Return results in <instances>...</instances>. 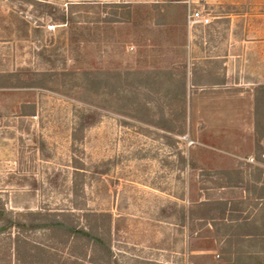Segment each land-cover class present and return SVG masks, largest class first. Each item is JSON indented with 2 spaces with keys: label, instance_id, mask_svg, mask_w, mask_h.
Here are the masks:
<instances>
[{
  "label": "rangeland",
  "instance_id": "obj_1",
  "mask_svg": "<svg viewBox=\"0 0 264 264\" xmlns=\"http://www.w3.org/2000/svg\"><path fill=\"white\" fill-rule=\"evenodd\" d=\"M33 1L72 23L0 0V73L47 75L34 77L43 88L0 89L5 212L68 211L81 224L83 214L109 215L112 264H264V235H247L242 223L264 225V139L256 148L253 117L254 88L264 85V0H237L219 11L254 17L205 30L186 26L188 8L204 11L199 0ZM244 40L261 47V63L232 75L217 101L209 87H191V64L208 68L197 59L204 42L223 54ZM239 77L262 83L246 88L251 102L235 99ZM213 201L239 203L214 223L190 221L191 209ZM14 235L0 234V264H19L8 249ZM23 236L51 246L52 264H94L89 249L73 257L72 245L45 231Z\"/></svg>",
  "mask_w": 264,
  "mask_h": 264
},
{
  "label": "trees",
  "instance_id": "obj_2",
  "mask_svg": "<svg viewBox=\"0 0 264 264\" xmlns=\"http://www.w3.org/2000/svg\"><path fill=\"white\" fill-rule=\"evenodd\" d=\"M34 7H39L42 13L59 24L72 23L70 18L64 12L53 5L33 0H25ZM118 8L127 6L114 5ZM111 22H121L120 18H114ZM46 74H25L20 73H0V89H23V88H43L46 87L39 77L45 78ZM38 77V78H34ZM46 80V79H45ZM253 117H254V141L255 147L261 148L260 142L264 139V85H258L253 91ZM86 126L83 121L79 124L78 132L82 131ZM220 174L227 175L231 172L222 171ZM228 182L231 179L227 178ZM239 202L229 203L213 201L202 202L197 205L200 211L198 214L195 210H190L188 213L190 221L194 219L200 222L214 223L226 213L229 214L231 206H237ZM230 208V209H229ZM202 209V210H201ZM197 214V215H196ZM81 220L72 212H5L2 205H0V234L4 231L14 229L16 235L9 238V253L13 251L15 260L19 264H52L50 256H47L51 246L42 247L38 244H33L25 240L23 234L28 231L41 230L48 233V237L56 241L60 246H69L72 251L71 256L77 255L82 259L88 256V249L91 252L88 258L90 263L94 264H112V253L109 245V232H110V216L105 214H83ZM242 223L246 228H252L249 236L264 235L263 229L260 230L254 227L246 218L242 219ZM264 223V222H263ZM78 253V254H77ZM72 264H77L72 262Z\"/></svg>",
  "mask_w": 264,
  "mask_h": 264
},
{
  "label": "crops",
  "instance_id": "obj_3",
  "mask_svg": "<svg viewBox=\"0 0 264 264\" xmlns=\"http://www.w3.org/2000/svg\"><path fill=\"white\" fill-rule=\"evenodd\" d=\"M202 10V13L205 16H208L210 18V23L205 26H196L195 28H199L201 30H205L210 27L212 23H221V22H228L230 29L232 28V24L236 22H246L250 19V17H254L253 15H249L247 12L240 14V13H224L220 12V9H224L225 7H229L230 9L234 6H238L239 2L237 0H199ZM248 1V0H244ZM253 1V0H252ZM241 3V2H240ZM206 8V10L204 8ZM218 11V12H217ZM231 11V10H230ZM258 17H264V15H259ZM194 35L188 32V38L187 42L189 45V53L190 51L194 54L196 50H194V43H192V38ZM242 42V46L240 50H233L231 49L232 44L230 43L227 45L226 53L220 54L216 53L217 51L215 48L212 47L211 51L210 48H206L205 42L203 43V48L198 51L199 55L198 61H201L200 63H203L205 66H208V68L202 66L201 68H194L195 64L193 65V68L188 72V80L191 85V87H209L211 93H209L210 96L214 97V101H217V97L222 95L220 89H222L226 85L231 84V76L236 75L237 72L243 73L247 68H252V66L256 65L257 63H261V51L260 48H264V41L263 45L260 47L252 45L253 42L251 41H239ZM239 42L236 41L238 44ZM193 46V47H192ZM192 47V48H191ZM197 52V53H198ZM196 56V55H193ZM190 57V56H189ZM191 59V58H190ZM193 61V60H192ZM205 61V62H204ZM208 72V73H207ZM210 73V74H209ZM200 75L207 76L205 79L200 78ZM260 78V77H259ZM238 83H233L232 85L236 88H242L240 90L235 91L236 101H241V98L246 96L248 97V101L251 102V89L247 87H253L258 84H262L261 82L257 81V83H253L251 81H246L238 78ZM258 80V79H256ZM191 81V82H190ZM244 88V89H243ZM237 113H239L237 111Z\"/></svg>",
  "mask_w": 264,
  "mask_h": 264
},
{
  "label": "built area",
  "instance_id": "obj_4",
  "mask_svg": "<svg viewBox=\"0 0 264 264\" xmlns=\"http://www.w3.org/2000/svg\"><path fill=\"white\" fill-rule=\"evenodd\" d=\"M186 26L189 30L195 26H205L210 23V18L205 16L202 11L188 8L185 16Z\"/></svg>",
  "mask_w": 264,
  "mask_h": 264
}]
</instances>
